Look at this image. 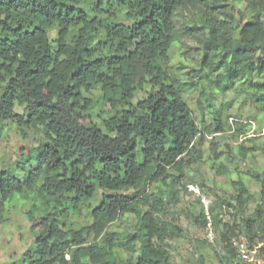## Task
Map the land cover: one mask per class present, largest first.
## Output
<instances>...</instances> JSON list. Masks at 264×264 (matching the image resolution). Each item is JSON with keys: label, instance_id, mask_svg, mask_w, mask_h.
Masks as SVG:
<instances>
[{"label": "trees", "instance_id": "obj_1", "mask_svg": "<svg viewBox=\"0 0 264 264\" xmlns=\"http://www.w3.org/2000/svg\"><path fill=\"white\" fill-rule=\"evenodd\" d=\"M182 10L196 11L198 22L178 24ZM182 36L198 44L210 89L245 87L264 112V0H0V130L11 122L23 138L33 128L44 139L35 155L0 171V223L31 200L36 239L22 264H171L168 241L180 228L162 217L178 205L179 188L195 184L190 173L204 163L206 142L169 69ZM146 86V99L133 104ZM92 90L110 105L102 128L83 123L96 104ZM224 111L215 110L208 134L227 131ZM224 154L211 148L215 175L227 178ZM232 181L228 206L242 212L254 199L242 179ZM99 190L113 195L82 227ZM200 218L219 233L230 264L242 227L250 242L258 238L264 203L241 226L215 208Z\"/></svg>", "mask_w": 264, "mask_h": 264}, {"label": "rangeland", "instance_id": "obj_2", "mask_svg": "<svg viewBox=\"0 0 264 264\" xmlns=\"http://www.w3.org/2000/svg\"><path fill=\"white\" fill-rule=\"evenodd\" d=\"M245 5V2L236 1L234 7L244 10ZM176 22L197 23V13L182 10L177 13ZM198 48L196 42L182 36L174 43L169 54L172 78L181 85L200 135L206 138L203 147L205 161L200 169L194 168L190 173L195 184L186 185L188 191L180 187L178 205H168L167 213L162 217L164 222L180 228L181 236L168 241L171 264H222L227 259L226 249L222 248L220 235L212 224L202 223L201 213L205 211L208 214L211 208H215L223 222H235L241 226V219L248 217L255 207L264 203V112L259 111L249 99L245 87L237 86L227 95L210 89L201 70V53ZM149 90L146 86L140 91L133 104L146 99ZM87 97L96 104L83 123L92 122L102 128V117L110 111V105L104 104L99 90H92ZM219 109L225 110L223 120L227 131L208 134L206 129L215 123V110ZM17 114L22 115L23 109H17ZM27 135V139L23 138L11 122L2 125L0 171L13 169L19 162L36 154L44 142L43 136L33 128L27 130ZM212 143L225 153L222 161L229 168L230 175L227 178L215 175L212 169L211 148L215 147ZM240 147L247 151L245 159H240ZM232 179H242L254 199L242 212L228 206L233 203L235 196ZM118 193L130 195L132 191ZM112 195V192L99 190L90 202L89 209L83 208L79 225L84 227L92 224L91 208L97 207L104 196ZM30 207V199H20L13 207L14 211L11 209L7 215V220L0 223V264H22L21 259L25 253L35 245L36 233L27 215ZM117 228L122 231L124 226L118 222ZM258 229L255 242L249 241L243 227L240 229V235L233 243L236 256L230 264H264V225ZM89 242H92V238H89ZM242 250L246 257H243ZM123 257L126 258V255Z\"/></svg>", "mask_w": 264, "mask_h": 264}, {"label": "built area", "instance_id": "obj_3", "mask_svg": "<svg viewBox=\"0 0 264 264\" xmlns=\"http://www.w3.org/2000/svg\"><path fill=\"white\" fill-rule=\"evenodd\" d=\"M241 252H242L243 257H246V256H245V251L242 250Z\"/></svg>", "mask_w": 264, "mask_h": 264}]
</instances>
